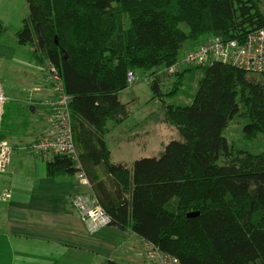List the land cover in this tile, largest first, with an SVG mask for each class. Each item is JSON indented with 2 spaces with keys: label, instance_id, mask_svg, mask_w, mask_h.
Here are the masks:
<instances>
[{
  "label": "trees",
  "instance_id": "obj_1",
  "mask_svg": "<svg viewBox=\"0 0 264 264\" xmlns=\"http://www.w3.org/2000/svg\"><path fill=\"white\" fill-rule=\"evenodd\" d=\"M27 4L29 14L16 39L29 48L30 63L47 71L48 88L49 68L58 73L70 98L78 157L46 160L47 176L75 178L80 165L110 227L132 232L181 264H264V151L235 152L224 138L237 116L249 120L246 140L264 136V73L223 63L196 67L199 81L192 105L163 100L176 96L187 80L190 66L180 57L186 43L194 50L205 38L220 35L243 44L264 29V6L257 0ZM4 30L0 26V33ZM129 73L136 78L133 86L144 82L160 99L165 122L181 135L159 157L141 158L131 166L111 162L106 140L109 123L119 126L133 114L134 103L120 100L133 87ZM171 80L165 95L162 88ZM28 110L32 116L37 108L29 104ZM20 112L16 109L12 117L7 106L3 127L11 136L30 129L28 118L17 125Z\"/></svg>",
  "mask_w": 264,
  "mask_h": 264
},
{
  "label": "crops",
  "instance_id": "obj_2",
  "mask_svg": "<svg viewBox=\"0 0 264 264\" xmlns=\"http://www.w3.org/2000/svg\"><path fill=\"white\" fill-rule=\"evenodd\" d=\"M28 14L27 0H0V26L5 29L0 33V38L16 37ZM16 47L0 39V60H13ZM38 68L35 66V70ZM42 70L39 68V72ZM40 79V86L32 91L35 104L31 105L36 106L37 110L29 118L28 133L11 136L3 127V136L16 150L8 173L0 176V192H13L10 202L0 204V264H149L143 258V241L132 232L110 226L96 234L87 231L74 206L76 196L88 191L81 184L79 175L62 180L51 179L47 176L46 164L42 159L23 146L22 142H13L25 135L33 143L47 127L49 109L46 103L52 100L53 95L45 85L47 77L42 75ZM133 90L130 87L120 94L123 104L139 101L140 95ZM125 94L131 95L132 99L124 102L122 97H128ZM40 112L42 115H39ZM151 114L136 117L133 113L130 117L131 128L136 125L134 117L138 121L135 130L129 131L136 141L140 139L146 143L154 123ZM163 118L165 120V115ZM119 127L121 125L114 123L109 126L106 138L109 149L112 134ZM26 150L31 153L27 155ZM110 151L111 159H114V150ZM136 153L131 156L129 152L124 157L120 154L116 163L131 166L138 159Z\"/></svg>",
  "mask_w": 264,
  "mask_h": 264
},
{
  "label": "built area",
  "instance_id": "obj_3",
  "mask_svg": "<svg viewBox=\"0 0 264 264\" xmlns=\"http://www.w3.org/2000/svg\"><path fill=\"white\" fill-rule=\"evenodd\" d=\"M257 1L264 6V0ZM215 63L228 64L247 73H264V29L250 34L243 44L235 40L209 37L203 44L188 52L184 57V64L190 67H205ZM49 74V88L53 97L46 103L49 109L47 127L39 139L32 143L30 150L44 162L55 156H65L78 161L69 111L70 98L66 94L56 70L50 67ZM128 84L130 86L136 84L133 73L128 75ZM8 102L9 99L0 83V176L8 173L15 151L13 145L3 138V124ZM78 169L81 170L79 173L81 184L87 187L88 191L76 196L74 206L87 231L90 234H96L109 226L110 218L98 200L89 193L91 183L80 165H78ZM12 197L13 192L11 190L0 192V204L10 202ZM143 258L149 264H181L177 258L163 253L158 247L150 243L143 244Z\"/></svg>",
  "mask_w": 264,
  "mask_h": 264
},
{
  "label": "rangeland",
  "instance_id": "obj_4",
  "mask_svg": "<svg viewBox=\"0 0 264 264\" xmlns=\"http://www.w3.org/2000/svg\"><path fill=\"white\" fill-rule=\"evenodd\" d=\"M182 28L186 29L185 26H182ZM217 37L220 38V35H217ZM0 39L2 42H8L12 46H17L16 55L13 60H0V83L6 97L10 100V104L7 106L12 108V117L16 109L21 111V120L17 116L18 120L16 121L17 125L19 126L26 122V118H30V115L28 114V108L34 95L32 94V91L35 87L40 86L42 81L40 78H42V75L47 77L48 73L42 69L41 70L43 72H39V68L35 70L36 65L29 63V48L20 46L14 35L11 37L3 36ZM206 39L207 38H205V40ZM193 47L194 46L192 43H186L180 52V57L183 59L185 55L193 49ZM189 70L190 72L187 80L185 81L180 92L174 97L166 96L163 98L166 103L181 107H189L192 105L198 90L199 76L195 66L190 67ZM173 81L174 80H171L170 84H167L162 88V91L165 95L170 92ZM132 88L136 90L138 95H140L139 101L131 106L132 113H134L136 117H139V115L146 117L149 112H152L151 118H153L154 123L151 125V129L149 131L150 135L146 137V143L140 139L138 141L133 139V134L129 135L131 130L133 132L137 126L138 121L136 117H134V123H136V125H132V128L130 127L132 122L129 120V118L127 121L121 124V127L117 128L113 132L109 146L110 149L114 150V159L111 160L112 163L115 164H117L116 162L118 161L120 154V156H126V154L129 152L131 153V156L136 152H140V154L136 153L138 159L159 157L170 142L181 140V135L178 129L165 122L163 118L165 113L162 110V103L160 102L159 98H156L153 95V92L149 86H147L144 82H141ZM133 91L130 93L132 94ZM125 96L128 97L127 99L122 97L124 102L132 99L131 95L129 94H125ZM40 108L43 109L42 107ZM39 115H42V113L40 112ZM248 123L249 120L238 116L234 117V119L230 121L228 127L224 131V138L227 139L229 145L234 148L235 152L243 151L253 154H261L264 151V136L259 134L251 141L246 140L244 128L246 125H248ZM109 126H112V123H109ZM22 127L25 126L20 127L23 131L24 128ZM27 133L28 131L26 134ZM20 137H18L13 142H22L23 146L26 147L31 141V139H29L30 137L28 136L24 135L22 139H20ZM147 143H149V145H147ZM26 153L27 155L30 154L28 150H26Z\"/></svg>",
  "mask_w": 264,
  "mask_h": 264
},
{
  "label": "water",
  "instance_id": "obj_5",
  "mask_svg": "<svg viewBox=\"0 0 264 264\" xmlns=\"http://www.w3.org/2000/svg\"><path fill=\"white\" fill-rule=\"evenodd\" d=\"M198 215V213H196V214H189L188 215V218H193V217H196Z\"/></svg>",
  "mask_w": 264,
  "mask_h": 264
}]
</instances>
